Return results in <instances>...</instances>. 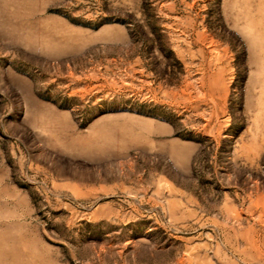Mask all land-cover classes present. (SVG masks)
Instances as JSON below:
<instances>
[{"label":"rangeland","instance_id":"obj_1","mask_svg":"<svg viewBox=\"0 0 264 264\" xmlns=\"http://www.w3.org/2000/svg\"><path fill=\"white\" fill-rule=\"evenodd\" d=\"M0 264H264V0H0Z\"/></svg>","mask_w":264,"mask_h":264}]
</instances>
